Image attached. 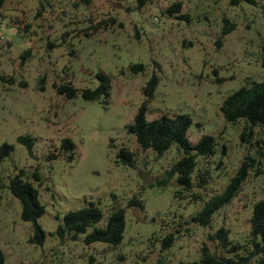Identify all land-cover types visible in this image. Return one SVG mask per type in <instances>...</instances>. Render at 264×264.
I'll list each match as a JSON object with an SVG mask.
<instances>
[{
    "label": "rangeland",
    "instance_id": "obj_1",
    "mask_svg": "<svg viewBox=\"0 0 264 264\" xmlns=\"http://www.w3.org/2000/svg\"><path fill=\"white\" fill-rule=\"evenodd\" d=\"M174 1L143 0L137 7L138 0H0V143H13L0 163L3 264H191L204 245L211 253L229 254L210 236L219 226L249 253L252 204L264 197V129L256 126L248 139L241 138L243 120L227 121L219 107L239 85L264 77V0H179L180 11L168 14L165 8ZM109 15L117 23L88 27ZM230 22L234 28L218 42L221 27ZM135 62L144 69L132 71ZM98 71L109 76L106 103L80 93L68 98L53 85L63 80L94 87ZM152 75L157 84L147 97V119L188 113L192 143L205 133L215 136V153L197 159L210 176L200 190L205 198L223 189L245 155L253 157L247 178L210 225L190 221L201 202L175 196V177L155 183L178 157L175 144L158 154L142 149L126 130ZM19 134L34 137L31 153ZM64 137L75 144L72 159L61 145ZM123 145L134 153L133 166L117 161ZM19 168L44 204L37 219L45 231L42 243L34 241L32 222L20 217V201L7 186ZM133 194L143 208L126 205ZM89 201L103 210L99 224L113 206L124 207L119 244H87L85 233L74 239L54 232L64 212ZM170 231L176 237L163 248L161 238ZM257 257L250 255L247 264H259Z\"/></svg>",
    "mask_w": 264,
    "mask_h": 264
},
{
    "label": "trees",
    "instance_id": "obj_2",
    "mask_svg": "<svg viewBox=\"0 0 264 264\" xmlns=\"http://www.w3.org/2000/svg\"><path fill=\"white\" fill-rule=\"evenodd\" d=\"M241 0H229L230 4H238ZM255 2V0H245ZM139 7L143 0H138ZM181 2L176 0L165 8V12L180 11ZM177 17L187 18V13H180ZM117 23L115 15H109L102 18L98 23L88 26L93 30L105 28L107 24ZM99 24L101 26H99ZM119 26L121 25L118 22ZM234 28V23L223 25L217 41L227 32ZM27 52V50H25ZM130 69L134 72L142 71L144 64L135 62L130 64ZM96 76L99 82L96 86L77 87L69 81L61 80L54 83L55 90L59 94L70 98L80 93L85 99L102 98L107 102L110 90L109 76L98 71ZM157 78L152 75L143 86V92L146 99L139 106L134 118L125 125L126 130L133 133L138 144L142 149L151 148L158 154L164 153L171 145L175 144L179 152L178 157L165 170L164 176L156 179V184H165L175 177L177 188L174 191L175 196H189L190 200H198L201 207L190 214V221L200 225H210L214 214L222 206L227 204L235 196L242 182L247 178L248 167L253 161V157L245 155L239 163L236 172L220 192L214 193L205 198L200 192L208 183L209 172L206 168L200 169L198 166V157H209L216 151V140L212 134H202L197 142L192 143L187 136V128L191 123V117L188 113H162L158 117L147 119V99L152 96ZM148 97V98H147ZM220 110L223 117L230 122L243 120V127L240 132L241 138L248 139L253 132L254 127L259 126L264 129V77L262 79H253L248 83L239 85L229 92L220 104ZM17 140L23 143L28 152H32L34 137L30 134H19ZM62 147L68 152L67 157H74L75 144L70 137H64L61 143ZM13 150V143L3 141L0 143V163L5 156ZM57 153H52L50 157H57ZM117 161L133 166L134 153L127 146L123 145L117 152ZM38 178L37 173L31 175ZM155 183L151 182V185ZM8 189L20 201V217L23 220L32 222L33 238L37 243H42L45 238V231L37 221L38 217L44 212V204L39 199V191L33 184L29 175L23 168H19L8 178ZM127 206H138L143 208L144 204L136 194H133L126 203ZM104 213L102 208L93 201L75 209H69L63 213L60 223H58L54 232L61 238L69 236L77 238L79 233H85L83 241L91 243L93 241H103L111 245L119 244L123 239L125 229V209L122 206H113L107 213L102 224L99 222L103 219ZM250 242L251 249L246 255L244 251L246 245L243 242L232 240L229 236L228 228L219 226L210 236L218 240V245L225 249L229 254H216L209 252L207 245L202 246L201 255L191 264H247L249 256L257 254L259 264H264V197L256 200L252 204L250 214ZM90 230H87L88 227ZM174 232L170 231L161 238L163 248L169 247L174 239ZM5 261V254L0 246V264Z\"/></svg>",
    "mask_w": 264,
    "mask_h": 264
}]
</instances>
